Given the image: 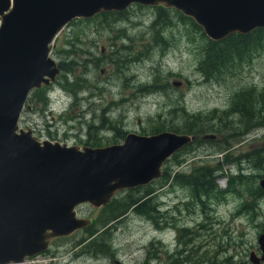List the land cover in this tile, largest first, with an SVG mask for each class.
Listing matches in <instances>:
<instances>
[{"label":"rangeland","instance_id":"1","mask_svg":"<svg viewBox=\"0 0 264 264\" xmlns=\"http://www.w3.org/2000/svg\"><path fill=\"white\" fill-rule=\"evenodd\" d=\"M112 13L74 17L59 29L50 43V54L57 61L73 58L72 70L61 69L50 85L30 92L26 102L33 108H23L19 118L22 127L35 126L39 136L51 133L68 144L89 136L88 130L99 137V126L92 127L91 123L103 125L100 133H105L104 141L113 138L111 130L117 127L143 133L164 129L185 132L186 122L194 112L203 111L205 116L218 109L214 111L215 118L210 115L205 122H215L226 115L225 109H233V96L239 89L252 87L254 92H264V50H255L221 73L206 76L199 69L206 39L190 20L181 19L179 12L164 11L159 5L132 3ZM159 16L170 19L162 26L165 39L160 43L159 27L154 25ZM173 80L180 84L175 85ZM231 117L227 118L230 125L237 122L241 132L234 133L225 127L199 132L198 140L166 160L160 178L139 190L117 194L118 200L146 195L150 204L160 208L154 219L160 226L173 227L156 232L152 220L135 213L131 206L113 224L111 219L105 220L109 206L96 209L83 203L78 213L94 216L93 226L54 239L53 247L39 254V263L116 264L105 253L108 247L125 264H144L147 244L156 234L161 249L168 247L172 251L179 243L185 249L186 264H254L249 253L261 252L257 237L264 231V195L253 212L248 213L241 204L246 199L251 204L252 196L237 192L227 181L229 175L243 171L249 181L243 185L245 191L264 177V161L260 162L256 155L248 160L245 157L247 151L252 154L264 146V126H254V118L247 126L246 120L239 122L238 115ZM220 125L224 126L222 122ZM76 132L82 135L76 136ZM206 132L215 133L217 139L202 138L201 133ZM201 164L218 167L216 181L224 189L209 198L208 209L197 202L193 205L190 187L175 179L178 172H191ZM221 170L223 173L218 176ZM147 189L150 195L145 194ZM123 211L118 210L117 215ZM106 223H110L108 231V226L104 228ZM99 228L103 233L107 231V245L97 235L96 241H101L103 250L95 251L88 238L90 231ZM178 228L185 233L182 242ZM52 249L61 250V255L55 257Z\"/></svg>","mask_w":264,"mask_h":264},{"label":"water","instance_id":"2","mask_svg":"<svg viewBox=\"0 0 264 264\" xmlns=\"http://www.w3.org/2000/svg\"><path fill=\"white\" fill-rule=\"evenodd\" d=\"M132 3L173 7L211 39L264 27V0H0V263L23 261L53 238L88 225L78 205L98 207L119 190L160 177L165 160L194 139L164 129L80 146L39 139L19 125L29 92L60 71L50 54L59 29L74 17L122 11ZM258 183L264 191V177ZM257 241L261 252L249 253L254 264L264 260V231Z\"/></svg>","mask_w":264,"mask_h":264},{"label":"trees","instance_id":"3","mask_svg":"<svg viewBox=\"0 0 264 264\" xmlns=\"http://www.w3.org/2000/svg\"><path fill=\"white\" fill-rule=\"evenodd\" d=\"M159 9L165 10H174L176 12L180 13V18L188 19L191 21L192 25L200 31V33L204 36L206 39V43L202 47V53L203 58L199 63V69L207 75H216L221 73L223 70H225L227 67L233 66L237 60L242 61L244 60L248 55H250L251 52L264 50V27H257L247 33H240V32H233L228 34L222 39H211L209 38L202 30V27L198 25L191 17L184 15L179 10L165 6L159 5ZM119 12V11H118ZM108 13L110 15H113L112 11H104V14ZM103 14V13H102ZM170 19L166 18L165 16H159V18H156L154 20V25L157 23L159 27V31H157V35L159 38L157 39V42H162L165 38L162 34V26H165L169 23ZM118 58L120 61H123V58H121V55H118ZM74 63L73 58H68L63 61H58V65L60 69L71 71L72 65ZM82 78V77H80ZM78 78L75 79L77 82ZM67 83H70V81H66ZM79 82V81H78ZM83 82L80 87H82ZM36 90V89H35ZM39 90V89H37ZM264 91V90H263ZM34 92V91H33ZM252 87L250 88H241L234 94L233 98V109H225V114L222 117H218V121L212 122L207 121L205 122L204 119H207L210 115L212 118L214 117V111L217 112L218 109H214L211 111L210 115L207 114L205 116L202 115L201 112H194L190 115V120L186 122L185 128L186 131L189 133L194 134H200L199 132H203L207 129H211L212 127L216 128H222L225 127L229 131L241 132V129L237 122L233 125H230V121L227 118L231 119L238 115L240 117L239 122H245L247 121V126L251 124L252 118H254V126L255 124L263 125L264 126V98H259L258 95H264V92L257 90L254 92ZM44 101H47L46 96L44 97ZM235 112V115H231V112ZM254 113H251L253 112ZM244 119V120H243ZM225 120V121H222ZM220 122L224 126L220 125ZM227 123V124H226ZM251 126V125H250ZM177 130V129H176ZM202 134V133H201ZM233 135V134H232ZM253 155H256L258 160L264 161V146L261 148H258L253 151ZM249 152L247 151L246 160L252 158V156H248ZM176 155V154H175ZM174 155V157H175ZM258 161V162H259ZM239 162V160H238ZM257 164V163H255ZM217 166H209L207 164H201L198 165L197 168H195L190 173L186 172H178L175 174V179L185 185H188L191 190L190 195V201H193V205L197 202L200 204L203 208L208 209L209 204V198L211 196H215L217 194H220L222 192V188L218 186V183L216 181L217 175L215 173V170L217 169ZM223 173L218 172L219 174ZM247 175L243 173V171H239L235 174L229 175L227 184H233L234 190H237V192H248L250 196L253 198V202L250 204L249 199H246L242 202L241 207L243 210H247L248 213L253 212V209L255 208V204L258 203V200L261 196L264 195V191L260 187L259 184H256L252 187H247V189L244 191L243 185L246 183H249L247 179ZM240 185V186H239ZM149 193V191H148ZM147 194V192L145 193ZM143 196H134L129 195L125 197L124 199H117L116 197H113L108 203H105L106 206H109L108 211V217L105 220L113 219L117 215V211H123L128 206H131L132 204H135L134 208L137 212L142 213L143 215L153 218L156 214L157 209L155 208V204H150V198H144ZM116 202L115 205H113ZM186 205H190L189 203H186ZM205 205V206H204ZM185 230V229H182ZM95 244L97 246L101 247V243L96 241Z\"/></svg>","mask_w":264,"mask_h":264},{"label":"flooded vegetation","instance_id":"4","mask_svg":"<svg viewBox=\"0 0 264 264\" xmlns=\"http://www.w3.org/2000/svg\"><path fill=\"white\" fill-rule=\"evenodd\" d=\"M50 85V84H49ZM44 86L42 85V86H40L39 87V89H41L42 90V88H43ZM26 107H28V108H33V106H31L30 104H26ZM251 113H254V111L253 112H251ZM99 126V137H97V135H95V134H97L96 132L93 134V132H91L90 130H88V134H89V136H87L86 138H78V139H80V140H76L75 142H72L71 144H77V145H80V146H84V145H91V146H99V145H106V144H111V143H117V142H120V141H122V139L125 137V135L128 133V132H137V133H143V132H139V131H137V130H132V129H124V128H122L121 130H120V128H114V129H112L111 130V133L113 134V138H111V139H109V140H105L104 141V135H105V133H100V131L101 130H103L102 129V127H103V125H100V124H93V123H91L90 124V126H92V127H95V126ZM25 127H30L31 129H32V132L36 135V136H38L40 139H51V140H58V141H62V140H59V138H57V136H53V135H51V133H49V136H39L38 134H36V132H35V130H36V127L34 126H30V125H27V126H25ZM174 131V130H173ZM179 130H176V132H178ZM158 132V131H157ZM186 133H189V132H187V131H185ZM145 133V132H144ZM152 133H154V131H152ZM76 136H80V135H82V133L81 132H76V133H74ZM145 134H150V133H145ZM191 134H194V133H191ZM215 134V133H214ZM195 135V137H194V139L192 140V142L191 143H193L194 141H196V140H198L199 139V134H194ZM202 138H204V137H202ZM209 138H216L217 139V135L215 134V136L214 137H209ZM191 143H188V144H186V145H184V146H182L181 148H179L177 151H175L170 157H174V155L176 154L177 155V153H178V151L180 150V149H184L185 147H187L189 144H191ZM251 153H249L248 154V156H249V158H250V156H253V153L250 155ZM169 157V158H170ZM246 157V156H245ZM244 157V158H245ZM168 159V158H167ZM166 162V161H165ZM164 162V163H165ZM190 173V172H189ZM156 179H154L153 181H151V182H149V183H147V184H144V185H139V186H135V187H132V188H126V189H123V190H120V191H122V192H125V191H131V190H139L140 188H142V187H146V186H148V185H150L151 183H153L154 181H155ZM120 191H118L117 193H119ZM148 191H149V193H148ZM146 192H147V194L148 195H150L151 194V191L149 190V189H147L146 190ZM117 193L115 194V196H113V197H116L117 196ZM117 198V197H116ZM144 198H147L146 197V195L145 196H143V198L142 199H144ZM112 199V198H111ZM110 199V200H111ZM109 200V201H110ZM108 201V202H109ZM107 202V203H108ZM134 206H135V204H132L131 205V208L130 209H134V212L135 213H138V214H142V213H140V212H137L136 210H135V208H134ZM80 207H82V204H80V205H78L77 206V214L78 215H80L79 213H78V210L80 209ZM101 207H106V204H104V205H101V206H98L96 209H100ZM155 208L157 209V211L160 209L157 205L155 206ZM124 212V211H123ZM123 212H121L120 214H118L117 216H115L113 219H111L109 222L110 223H112L113 222V224H115V220L116 219H118V218H120L121 216H123L124 214H125V212L123 213ZM132 212V211H131ZM82 216V215H81ZM85 217H89L90 218V222H89V224L88 225H86L85 227H83V228H81V229H78V230H76V231H74V232H77V231H84V229L86 230V229H89L91 226H93V223H94V221H95V217L94 216H92V215H88V216H85ZM147 219L148 220H152V224L154 225V227H155V229H156V232L158 231V230H164L166 227H173L172 225H170V224H167V225H164V226H160V222H157L155 219H154V217L153 218H149V217H147ZM110 223H106V226L104 227V228H106L107 226V228L105 229V230H110L111 228H110ZM112 228H113V226H111ZM162 228V229H161ZM181 229H185V227H182ZM90 230V229H89ZM107 231L105 232V233H103V229L102 228H99V229H97L96 231H93V232H91L90 231V237L88 238V239H86V240H88V243L89 244H92L93 245V247H94V250L95 251H99V250H103L102 249V247H100V246H97L96 244H95V241H96V236L97 235H100L101 236V239H102V244H105V246L107 245V243H106V239H105V237H106V233H107ZM178 231H179V240L182 242V237L185 235V233L182 231V230H180V228H178ZM72 234V233H71ZM68 236V235H67ZM59 237H65V236H59ZM56 238H58V237H56ZM56 238H53L52 240H51V243H50V245H49V249L51 248V247H53V241H54V239H56ZM159 240H160V238L159 237H157V235L155 234V237L154 238H152V239H150V241L148 242V244H147V250H146V256H145V259H144V261H143V263L144 264H186L185 263V261H186V258H187V255L185 254V249L183 248V247H179L180 246V244L179 243H176V246L173 248V250L172 251H168L169 250V248L168 247H166V248H164V249H161V246H160V244H159ZM83 241H85V240H83ZM100 243H101V241H99ZM180 242V243H181ZM48 248L46 249V250H44V251H41V252H39V253H36V254H33L32 256H30V257H26L23 261H20V262H9V263H0V264H40L39 262H40V257H41V255H39L40 253H42V252H45V251H48L49 250ZM60 249V248H59ZM59 249H56L55 251H53V249H52V253H53V255H55V257H59L60 255H61V250H59ZM105 250L107 251V252H105L106 253V255L108 256V258H110V259H112L113 260V262L114 263H116V264H125V261H123V260H121V258H118L117 257V254L116 253H112L111 251H109L108 250V247L107 248H105ZM113 255V256H112ZM161 256H163V258L161 257ZM184 261V262H183ZM179 262V263H178ZM262 262H264V260L262 261ZM261 262V263H262Z\"/></svg>","mask_w":264,"mask_h":264},{"label":"bare ground","instance_id":"5","mask_svg":"<svg viewBox=\"0 0 264 264\" xmlns=\"http://www.w3.org/2000/svg\"><path fill=\"white\" fill-rule=\"evenodd\" d=\"M118 194V193H117ZM49 248V247H48Z\"/></svg>","mask_w":264,"mask_h":264}]
</instances>
